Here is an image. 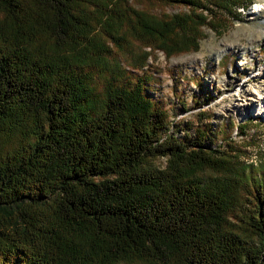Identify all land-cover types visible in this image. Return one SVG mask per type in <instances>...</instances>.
<instances>
[{
	"label": "trees",
	"instance_id": "1",
	"mask_svg": "<svg viewBox=\"0 0 264 264\" xmlns=\"http://www.w3.org/2000/svg\"><path fill=\"white\" fill-rule=\"evenodd\" d=\"M129 1L0 0V264H264V168L229 171L249 200L233 208L227 181L190 175L222 153L211 128L179 137L144 78L93 87L105 22L192 39L197 16Z\"/></svg>",
	"mask_w": 264,
	"mask_h": 264
},
{
	"label": "rangeland",
	"instance_id": "2",
	"mask_svg": "<svg viewBox=\"0 0 264 264\" xmlns=\"http://www.w3.org/2000/svg\"><path fill=\"white\" fill-rule=\"evenodd\" d=\"M129 4L156 16H197L189 22L192 39L183 33L160 43L163 47L150 46L131 31L128 20L114 31L106 18L90 46V55L101 57L93 64V87L102 91L110 79L144 78L147 94L178 124L179 137L189 126L191 133L204 125L211 128L214 140L209 144L219 146L222 153L190 170V175L215 185L227 181L223 188L233 208L240 200L246 204V192L235 189L234 179L226 176L249 164L257 170L264 168V98L249 99L250 93H264V0H192L187 4L130 0ZM157 163L163 165L165 158ZM236 212L228 217L230 227L243 225L239 218L244 214Z\"/></svg>",
	"mask_w": 264,
	"mask_h": 264
},
{
	"label": "bare ground",
	"instance_id": "3",
	"mask_svg": "<svg viewBox=\"0 0 264 264\" xmlns=\"http://www.w3.org/2000/svg\"><path fill=\"white\" fill-rule=\"evenodd\" d=\"M259 94H261V95H258V94L255 95V93H254V95H251V93H250L249 99H252V97L256 98V100H258L261 97L264 98V93H259Z\"/></svg>",
	"mask_w": 264,
	"mask_h": 264
}]
</instances>
